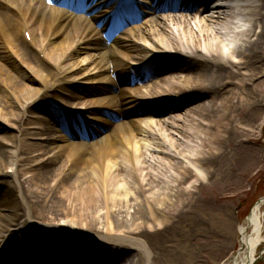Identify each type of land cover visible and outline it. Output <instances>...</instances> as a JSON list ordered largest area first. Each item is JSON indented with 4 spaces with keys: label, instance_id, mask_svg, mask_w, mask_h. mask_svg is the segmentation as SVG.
Masks as SVG:
<instances>
[{
    "label": "bare ground",
    "instance_id": "bare-ground-1",
    "mask_svg": "<svg viewBox=\"0 0 264 264\" xmlns=\"http://www.w3.org/2000/svg\"><path fill=\"white\" fill-rule=\"evenodd\" d=\"M48 1L0 0V264H150L140 225L154 235L194 200L264 77V0H205L197 14L187 6L202 0H155L116 36L99 9L110 0H88L87 14ZM263 206L240 227L234 264L256 261Z\"/></svg>",
    "mask_w": 264,
    "mask_h": 264
},
{
    "label": "rangeland",
    "instance_id": "rangeland-1",
    "mask_svg": "<svg viewBox=\"0 0 264 264\" xmlns=\"http://www.w3.org/2000/svg\"><path fill=\"white\" fill-rule=\"evenodd\" d=\"M47 5L54 6L49 1ZM232 61L237 68L242 63V58H233ZM216 73L232 75L230 69H216ZM233 88L234 86L231 89ZM247 90L250 100L237 109V119L232 124L230 136L222 145L224 155L217 159L208 182L194 191V200L173 211L172 215L170 212L174 209L171 208L167 215L169 219L161 227L151 230L154 235L150 234L148 222L140 225V230L144 236L146 234L148 243L158 255L152 258L150 264H234V259L243 254L240 227L248 225L255 206L264 202V77H260ZM53 103L59 110L68 112L67 108H62L57 102ZM72 117L61 115L63 122ZM3 181L2 179L0 183ZM1 190L8 191L7 185L0 184ZM140 208L139 216H147L145 206ZM36 210L39 211L38 208ZM173 213H176L175 219L188 225V233H182L181 229L172 232L176 222ZM211 213L213 217H210ZM261 213L264 240V206ZM49 222L55 223V217L48 216ZM251 233L249 228L247 236ZM175 239L180 240L182 245L178 242L174 253L172 242ZM167 241L171 244H166ZM65 244L68 248L71 245L67 241ZM179 246L183 249H178ZM169 252L173 253L168 254ZM9 254L7 250V255ZM127 255L129 256L125 257L124 263L134 261L136 256L138 258L137 252ZM9 257L1 256L0 261L5 258L8 262L11 260ZM255 264H264V243L256 253Z\"/></svg>",
    "mask_w": 264,
    "mask_h": 264
},
{
    "label": "snow or ice",
    "instance_id": "snow-or-ice-1",
    "mask_svg": "<svg viewBox=\"0 0 264 264\" xmlns=\"http://www.w3.org/2000/svg\"><path fill=\"white\" fill-rule=\"evenodd\" d=\"M50 2H51V0H50Z\"/></svg>",
    "mask_w": 264,
    "mask_h": 264
}]
</instances>
